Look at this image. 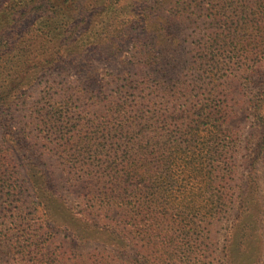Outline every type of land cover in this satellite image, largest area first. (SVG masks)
Instances as JSON below:
<instances>
[{"label":"trees","instance_id":"obj_1","mask_svg":"<svg viewBox=\"0 0 264 264\" xmlns=\"http://www.w3.org/2000/svg\"><path fill=\"white\" fill-rule=\"evenodd\" d=\"M3 5L0 94L9 95L28 79L61 69L69 85L65 123H70L69 112H83L85 100L88 109H96L93 119H83L79 127L92 129L93 138L83 140L82 149L102 170L98 179H74L76 185L67 181L85 199L96 195L95 221L87 210L68 204L52 174L21 158L33 218L28 227H15L20 228L15 240L8 239L9 228L0 230V249H8L11 261L188 264L197 247L207 264L211 241L205 210L209 218L232 216L236 201L226 262L264 264V204L257 175L264 150V82L258 80L264 64V0H8ZM205 19L209 24L203 29ZM129 42L132 49L142 46L140 64L132 69L140 74L135 71L118 81L110 69ZM196 50L199 59L193 58ZM234 61L242 80L239 89L255 90L248 102L252 126L260 130L254 158L242 157L243 177L239 157L251 153L252 138L241 142L227 127L232 94L226 86L223 90L229 76L221 74L222 63ZM117 65L123 68L124 63ZM175 72L180 76L166 79ZM197 92H205L206 99ZM2 100L0 106L9 107ZM4 113L0 142L7 149L0 147V190L22 200L12 179L3 175L5 158L11 161L20 154L5 132L10 120ZM51 116L56 125L62 122ZM205 197V204L216 207L193 209ZM63 233L94 254L73 259L61 249L51 257L44 254L50 237Z\"/></svg>","mask_w":264,"mask_h":264},{"label":"rangeland","instance_id":"obj_2","mask_svg":"<svg viewBox=\"0 0 264 264\" xmlns=\"http://www.w3.org/2000/svg\"><path fill=\"white\" fill-rule=\"evenodd\" d=\"M8 0H0V12L1 9L5 6L4 2ZM133 3L141 2L143 0H131ZM213 11L217 13L219 10ZM120 12V11H119ZM117 12L116 15H120ZM115 15V17H116ZM112 15H109L111 17ZM108 18L105 19V22ZM201 26L203 29L206 28V25L209 24V21L205 19ZM3 23L1 24V26ZM176 29V28H175ZM177 31V30H176ZM192 31L188 33L191 37ZM142 35V34H139ZM203 35L201 33L199 37ZM190 42V41H189ZM192 45L196 48L197 41L192 42ZM131 43H126L121 47V51L118 54L117 59L115 60L113 69H110V72L113 73V79L122 81L128 77H132L135 71L132 69L140 64L141 61L140 52L142 46H138L137 49L131 48ZM184 52L181 54L182 60L185 58L187 52V43L184 44ZM194 59L200 58V53L198 50L193 55ZM218 61V59H216ZM225 61V60H224ZM123 62L124 66L118 67V63ZM235 63H222L221 68L223 72L221 74H226L229 76L228 81L224 82L223 90L226 86L227 93L232 94V97L229 98V103L231 102L230 110L228 112L229 122L227 127L234 131L237 138L242 141H245L251 137V149L247 150L251 152L250 154L241 153L239 157V170L241 177L245 175V166L242 162L243 158L249 157V159L254 158L256 146L260 139V130L256 126H252L251 116L252 112L249 108V100L252 94L255 93V90H240L239 85L241 84V75L235 71L233 66H236ZM232 69H234L232 73ZM139 73V72H138ZM140 74V73H139ZM56 75H61L60 77ZM167 78H177L180 75L175 72L172 74H167ZM109 76V74H108ZM259 81L264 82V64L263 68L259 69ZM10 87H12L10 85ZM69 85L67 80L62 76L61 69L55 72L50 73H41L38 76L28 79V82L22 86L18 91L12 92L9 95L0 94V98L3 99L9 104V107L6 104L0 106V116H5L4 111L8 115L7 120H10L9 125L7 126L5 132L11 134V143L17 147L19 150L18 155L15 156V159L8 161L10 158H5V163L7 166H4L3 175L7 177V180H11L13 185L17 187V195L22 196V200H17V196L14 195V198L9 194L5 195L4 191L0 192V230L2 228H9L10 233L8 234L9 240H15L19 234L18 230L20 228H15L18 225L28 227L29 222L33 218V205H30L31 199L28 197V191L26 185L23 184V174L20 171L19 162L21 161H32L35 162L43 174L53 175V181L55 185L59 188L61 195L68 202L70 206L77 210H87L89 213L93 214L90 216V219L98 220L97 214L94 215L95 211L98 209L96 201L97 197L95 189L91 190L94 196L87 197L86 199L81 195V189L72 188L68 186L67 181H70L71 185H76L74 179L77 181L80 178L88 179H98L101 176L102 170L98 169V162L96 159H89L87 154H84V149H82V141L86 138H93L92 129L80 130V123L84 120H92L91 114L96 112L95 107L88 109V105H84L85 101L81 102L83 112L75 113L74 111L69 112L70 123L66 124L64 121L67 107H66V97L64 94H69L68 90ZM206 94L205 92H203ZM202 92H197L199 99H206L207 96H203ZM2 103V102H1ZM84 105V106H83ZM232 106V107H231ZM85 111V112H84ZM51 115H56L58 122L56 125L55 118ZM5 118V117H4ZM51 121V122H50ZM165 131L174 130L168 127L165 128ZM72 137L71 140H68ZM69 141L70 144H67ZM0 147L3 151H6V146L0 142ZM263 154V155H262ZM261 154V162L258 165V177L260 184V197L264 204V150ZM13 156V155H12ZM11 156V158H12ZM243 157V158H242ZM89 165L88 167H84ZM239 181L233 183V193L236 191L235 187ZM1 189V188H0ZM15 194V193H14ZM236 198V194H235ZM206 197L203 200V205H193V209H211L216 207L215 205H209V202L205 204ZM89 200L91 202H89ZM20 201V202H19ZM94 201V202H93ZM239 205L234 203L232 216L226 215H216L217 217L209 218L204 213V217L210 223V243L208 246V258L207 264H228L225 259V255L228 253L229 247L227 244L228 241V230L233 221V217L236 216L235 211ZM234 213V214H233ZM238 213V212H237ZM206 214V215H205ZM202 217V215H200ZM211 217V215H210ZM199 218V217H198ZM124 224V223H120ZM264 227V215L263 221H261V228ZM3 233H0V238ZM50 241L47 245V251L44 254H47L49 257L52 254H57V250L65 252L66 257L73 259L75 255L84 254V255H93V249L88 246H80L78 243H72L71 239L66 234H59L56 237H50ZM61 243H64V247ZM229 243V242H228ZM77 244V245H76ZM231 245V244H230ZM232 247H234L232 245ZM193 258L192 262L188 264H202L204 262V255H202V250L197 247H193ZM201 255V257H200ZM0 264H15L9 259L8 249L3 247L0 249Z\"/></svg>","mask_w":264,"mask_h":264}]
</instances>
